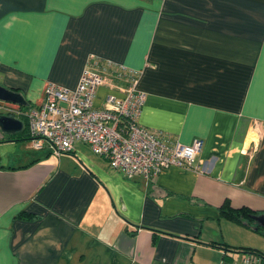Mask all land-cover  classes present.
<instances>
[{
    "label": "crops",
    "instance_id": "0c3cea01",
    "mask_svg": "<svg viewBox=\"0 0 264 264\" xmlns=\"http://www.w3.org/2000/svg\"><path fill=\"white\" fill-rule=\"evenodd\" d=\"M91 56L140 71L139 123L201 139L203 169L126 177L81 141L53 155L0 129V264H231L218 208L264 210V0H0V85L26 101L0 113L75 87Z\"/></svg>",
    "mask_w": 264,
    "mask_h": 264
},
{
    "label": "built area",
    "instance_id": "2783aa9c",
    "mask_svg": "<svg viewBox=\"0 0 264 264\" xmlns=\"http://www.w3.org/2000/svg\"><path fill=\"white\" fill-rule=\"evenodd\" d=\"M139 76V70L91 56L75 87L49 82L41 104L25 111L5 110L10 116H24L31 146H47L53 155L68 153L75 141H81L126 177L142 175L151 179L170 166L202 171L195 163L201 139L184 144L165 139L159 131L139 123L147 96L138 87ZM106 81L119 86L123 95H108L102 107H94L96 90ZM240 264H264V259L246 252Z\"/></svg>",
    "mask_w": 264,
    "mask_h": 264
},
{
    "label": "trees",
    "instance_id": "16d2710c",
    "mask_svg": "<svg viewBox=\"0 0 264 264\" xmlns=\"http://www.w3.org/2000/svg\"><path fill=\"white\" fill-rule=\"evenodd\" d=\"M23 124H25L23 126V129L17 133H15L14 135L9 134L8 136H16L15 138L18 140H29L30 139V134H29V130L27 128L26 123H24V119L22 120ZM218 211L220 213V216L232 223H235L239 226L245 227L247 229H253L255 232H261V230L263 229L262 226H260V224H258L254 219H253V215H258V214H264V210H253L250 209L247 206H242V207H238L235 208L233 206H231V204L228 201H225L224 204H222L219 208ZM210 245H215V243L210 242L208 243ZM218 246V245H215ZM220 247L222 249H224L225 251H229V252H254L257 255H259L260 257H262V259H264V252L260 251L259 249L256 248H251V247H235V246H230L226 243H222L220 244Z\"/></svg>",
    "mask_w": 264,
    "mask_h": 264
},
{
    "label": "rangeland",
    "instance_id": "374dc122",
    "mask_svg": "<svg viewBox=\"0 0 264 264\" xmlns=\"http://www.w3.org/2000/svg\"><path fill=\"white\" fill-rule=\"evenodd\" d=\"M3 111V110H0ZM235 223L229 222L225 229V233L228 236L229 242H237L234 243L235 247H251L259 249L260 251L264 252V229L261 230V232H255L253 229H246V228H240L237 230ZM242 227V226H240ZM246 254V252L240 251L235 252L232 254L233 259L230 260L231 264H240V260L242 256ZM208 258L207 256L204 257ZM213 260V259H212ZM222 259H219L215 261V264H220Z\"/></svg>",
    "mask_w": 264,
    "mask_h": 264
},
{
    "label": "water",
    "instance_id": "95a60500",
    "mask_svg": "<svg viewBox=\"0 0 264 264\" xmlns=\"http://www.w3.org/2000/svg\"><path fill=\"white\" fill-rule=\"evenodd\" d=\"M0 99L12 101L19 104H26L21 94L0 85ZM0 129L5 134H15L23 129V122L17 117L0 113ZM255 221L264 227V214L253 215Z\"/></svg>",
    "mask_w": 264,
    "mask_h": 264
},
{
    "label": "flooded vegetation",
    "instance_id": "af4514ba",
    "mask_svg": "<svg viewBox=\"0 0 264 264\" xmlns=\"http://www.w3.org/2000/svg\"><path fill=\"white\" fill-rule=\"evenodd\" d=\"M259 215V214H258ZM257 222V221H256ZM258 223V222H257ZM259 224V223H258ZM264 229V227H262Z\"/></svg>",
    "mask_w": 264,
    "mask_h": 264
}]
</instances>
